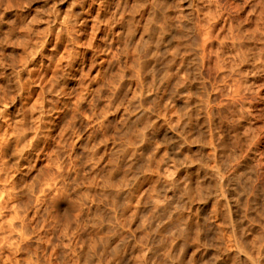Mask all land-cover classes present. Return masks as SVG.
Instances as JSON below:
<instances>
[{"label":"clouds","instance_id":"obj_1","mask_svg":"<svg viewBox=\"0 0 264 264\" xmlns=\"http://www.w3.org/2000/svg\"><path fill=\"white\" fill-rule=\"evenodd\" d=\"M92 2L102 5L104 0ZM64 4L65 0H0V26L8 25L7 29L0 27V60L15 63L4 48L18 36L25 37L24 67L39 53V66L30 73L43 76L52 72L50 83L56 88H45V96L49 92L57 98L79 93L84 99L87 93L90 114L99 117L98 105L106 103L111 105L107 110L122 109L124 115L102 128L111 141L110 151L105 146V163L91 158V153L98 155L93 148L70 164V149L61 144L57 148L61 171L30 169L15 184L9 181L20 169L16 163L10 168L8 161L19 155L5 154V136L0 144V171L5 176L0 193V234L4 237L0 260L4 264H225L230 248V264H264V151L254 149L255 135L241 133L238 127L244 121L250 133L264 135V109L253 107L254 101L264 100L260 94L264 83L247 82L248 77L264 74V0H190L189 11L182 17L187 22L185 34L172 58L159 67L155 63L141 67V60L168 55L167 47L159 50L162 38L176 27L169 24L167 8L158 0H145L148 20L144 35H139L136 22L119 37L112 32L101 37L106 48L121 43L117 59L127 56L140 69L137 94L132 99H128L129 92L123 98L116 94L127 61L106 77L102 88L93 90L91 68L81 71L76 64L78 58L85 64L88 55L78 47L87 32L88 21L83 17L88 10L74 11L85 0H68L66 10L61 8ZM209 9L211 13L206 14ZM10 10L17 12L15 19H6ZM221 17L232 23L234 49L244 41L260 47L259 59L252 49H246L231 61L233 67L225 73L230 90L220 80L207 51L203 58L200 55V36L216 40L213 21ZM39 25L43 27L37 31ZM45 42L51 45L47 53L41 51ZM61 46L65 52L58 60ZM229 62L230 58L221 57L216 65L227 67ZM244 63H251L255 71H240ZM20 71L16 69L18 87L13 90L22 101L16 114L17 128L30 132L32 112L21 93L34 81H21ZM110 81H115L112 87ZM176 101H181L179 107ZM55 104L54 99L46 110L48 115L56 111ZM173 112L177 118L168 115L170 128L161 132L163 126L157 123L161 113ZM6 115L0 111V120ZM72 115L82 136L89 131L96 134L97 129L83 121L79 100ZM21 136L23 132L18 134V142ZM161 166L173 174L165 178ZM155 169H160V175L149 176ZM116 173H122L121 191L102 192ZM146 182H151L150 187L138 201V192ZM85 191L95 193L94 202L82 196ZM11 204H16L11 211L22 215L33 212L34 218L11 226L3 219ZM17 229L21 235L13 240ZM114 237L118 239L112 243Z\"/></svg>","mask_w":264,"mask_h":264},{"label":"rangeland","instance_id":"obj_2","mask_svg":"<svg viewBox=\"0 0 264 264\" xmlns=\"http://www.w3.org/2000/svg\"><path fill=\"white\" fill-rule=\"evenodd\" d=\"M27 3V0H24ZM190 0H158V3L163 7L167 8L166 16H170L171 20L169 24H175L176 27L172 28L170 31H166L162 38V45L160 51H164L167 47L168 55L164 58L154 57L147 62L141 60V67L151 66L153 63L157 67L160 64L166 63L168 59H171L175 49L179 47L182 42L183 35L185 34V27L187 22L182 19V17L189 11L188 4ZM179 5V7H177ZM68 0H65V4L61 5L62 9L67 8ZM37 5H33V10ZM81 9H87L88 11L84 13L87 23V32L84 40L78 45L82 50L87 51V60L85 64L79 63V58L76 61L78 67L81 71H87L91 68L89 75L92 77L93 90L96 88H102L105 83L106 77H109L113 72L119 71L123 66L122 61H127V70L124 73V77L121 79L120 86L116 90L118 97L123 98L125 92H129L128 99L136 96L137 89L136 83L140 79V69L135 68L131 60L127 56L119 57L117 49L122 47L121 43L113 42L111 46L106 48L104 41L101 39L105 34L112 32L117 37L121 35L122 32L127 33L132 27V24L136 23V27L140 29L139 35H144V29L148 16L145 14V0H104L101 5L99 2L93 3L92 0H85L84 5H78L74 11H80ZM212 9H209L206 14H210ZM250 12V9H249ZM6 19L12 20L17 17V12L15 10H10L6 12ZM31 18V17H29ZM155 18V17H154ZM215 25V31L218 33L217 39L214 41H208L206 35L200 36V55L201 58L205 56V50L207 54L213 59V66L215 70L220 73V80L225 82V86L228 90L231 89V83H228V77L225 75L232 67L235 61L237 53L244 51L246 49H252V51L260 58V47L258 43L252 41L241 42L235 49L233 45L236 41L233 39L232 33V23L230 21L226 22L223 17L218 20L213 21ZM3 29H7L8 25L0 26ZM43 25H39L37 31L42 29ZM255 28V23L252 24ZM22 30V29H18ZM59 31V29H57ZM152 30L149 29V36L151 38ZM156 35H159L157 32ZM139 39V36H137ZM171 41V44H169ZM255 45V46H254ZM135 47V45H133ZM51 45L45 42V47L41 50L44 53L49 52ZM25 37L18 36L13 41H11L5 48L4 53L14 57L15 63L10 59L8 61L0 60V111L5 112L7 115L5 119L0 120V144H3L5 136L8 137V143L4 146L5 154L9 155L13 152L18 153L19 158L13 157L12 160L8 161V165L11 168L14 163L20 169V172H13L10 183H19L21 180V175L24 172H28L30 169H52L54 172L61 171L62 161L59 160V154L57 148L61 144H66L70 149L71 158L69 159L70 164L77 163V157L81 153L89 152L95 148V153H91V158L99 161L100 163H105L104 157L106 156L105 146H108V151L111 150V141L109 140L108 134L102 131V128L109 121L113 123L117 122L119 119L123 118V110L113 111L107 110L111 108V105L106 103H100L98 105L99 117L90 114L87 110L91 103V97L87 93H84V99L80 98V94L73 95L71 97H53L51 92L48 95H44L45 88H56V85L51 84L52 79L51 70L46 74L41 76V74L36 72H31L30 69L39 66L41 55L39 53L35 54L31 61L27 63V68L24 67L25 62ZM31 51V50H30ZM65 52L63 46L60 47L57 52V59L59 60ZM250 55V54H248ZM228 57L230 62L227 67L223 64L216 65L217 58ZM47 63V60L44 61ZM95 67H92V65ZM20 68L19 78L21 81H34L31 83L30 87H24L21 95L27 101V107L31 109L32 115L29 119V125L31 126V131H25L23 127L17 128L18 118L16 116L17 112L20 110L21 99L16 96L14 89L18 87L17 85V75L16 69ZM240 71H255L251 63H244L240 65ZM77 75H80L78 72ZM163 75V73H161ZM182 75V74H181ZM247 82L262 84L264 83V74L255 75L247 78ZM115 81H110L109 86L112 87ZM165 83H168L167 81ZM131 86V87H129ZM102 94L103 91H102ZM260 94L264 96V89L260 90ZM149 95H152L149 93ZM56 100V111L52 112L51 115L46 113L49 109L53 100ZM79 100L82 119L86 125L91 124V127L97 129L95 135L89 131L86 136L80 134V129L78 128V121H74L72 110L75 108L77 101ZM167 102V101H165ZM181 101H176L177 107H179ZM71 106V107H68ZM253 107L257 110L264 109V100H257L253 102ZM171 115L173 119L177 118V113L173 112L170 114L161 113L157 123L161 124V132L165 128H170L166 123L167 116ZM259 124V122H257ZM241 133L256 136V144L253 145L255 150L264 151V135H256L255 133H250L247 122L242 121L241 125L238 126ZM42 130H47L44 135H41ZM20 132H23V136L20 137L19 142L17 141V136ZM89 140L91 141L89 143ZM211 151V147H209ZM165 174V178L168 175H172V170L161 166ZM70 170V169H69ZM149 176H159L160 169H155L154 171L148 173ZM122 173H116L113 175L112 179L108 181V187L106 189H101L102 192H120L119 180ZM28 182V181H25ZM47 178H45V183ZM5 183V176L2 171H0V193L3 191ZM151 182H146L140 189L137 195V200L145 196V190L150 187ZM44 185H41V192L37 193V199L42 194ZM151 195V193H149ZM82 196L88 198L91 202L95 200V193L85 191ZM23 200V198H21ZM10 211L7 216L3 219L8 221L11 226L15 227L17 224H22L25 219L34 218L35 214L29 212L26 215H22L19 211H11L16 208V204H11L9 206ZM211 208L209 212H211ZM220 225L218 224L217 227ZM21 235L20 230L13 236ZM118 237L112 238V243ZM4 242V237L0 234V244ZM226 246L229 244V238L225 236ZM12 240L9 241V246H11ZM53 250H49V255H52ZM139 253H136L138 255ZM199 255V253H197ZM232 251L229 248L226 257L225 264H230V260L227 257L231 256ZM0 264H4L3 260H0Z\"/></svg>","mask_w":264,"mask_h":264}]
</instances>
